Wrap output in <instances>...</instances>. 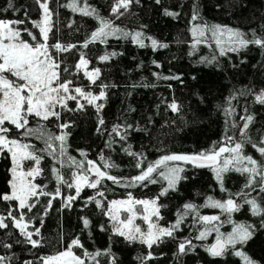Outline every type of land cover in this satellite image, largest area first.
I'll use <instances>...</instances> for the list:
<instances>
[{"label":"snow or ice","instance_id":"6c2138e0","mask_svg":"<svg viewBox=\"0 0 264 264\" xmlns=\"http://www.w3.org/2000/svg\"><path fill=\"white\" fill-rule=\"evenodd\" d=\"M33 2L38 13L36 19L31 17L28 7H17L15 0H7V7L0 8V14L11 10L16 17L6 19L0 16V155L10 160V190L0 193V205H3L0 230H6L9 237L17 234L19 238L15 244L23 243L37 250L35 259L24 260L22 264H103L104 258H107V264H118L119 258L112 251L111 244L104 249L89 251L79 235L65 240L61 234V247L51 254H38V250L45 246L41 229L53 210V202L60 201L57 211L62 212L71 210L78 199H83L81 211L94 204L106 217L108 223H101L99 230L110 232V241L113 236L121 237L129 245L138 243L147 249L135 257L137 264H150L158 259L153 252L154 246L159 247L168 241L176 245L173 256L177 264H183L182 257L195 252L197 247L203 248L212 258L234 255L240 258L241 264H258L244 250V245L257 230V224L235 221L233 214L247 207L251 216L259 218L258 226L264 228V131L254 137L255 115L246 105L242 109L244 114H239L233 101L252 97L253 103L264 106V87L257 89L249 84L229 92L224 104L217 106L225 117L223 135L208 148L191 153L158 149L162 154L149 160L144 151H134L128 143L133 131L149 134L148 126L126 120H118L110 128L106 126L102 113L108 100V89L116 85L102 81L101 68L93 66L92 59L84 51L90 45H107L110 39H130L139 48L151 47L153 51L169 48L167 42L148 36L142 30L128 31L116 23L131 13L132 7L139 5L140 0H112L107 16L89 0H66L58 4V7L97 22L82 41L76 42L63 41L57 35L60 32L59 12L50 7L52 0ZM155 2L160 4L162 0ZM164 15L178 19L181 12L165 8ZM74 24L73 20L66 26L72 28ZM145 27L141 26L142 29ZM188 34L189 39L182 43L188 45L189 56L197 55L201 47L210 50L209 55L199 56V64L219 66L220 58L231 60L230 54L239 56L251 47L258 48L264 56V23L245 31L229 24L209 22L202 16L198 0H192ZM73 53L78 59L69 64L66 56ZM117 55L120 53L105 51L97 59L103 63ZM246 62V59H240L241 64ZM152 63L157 68L162 67L155 60ZM258 63L264 68V62ZM153 76L158 80H181L179 75L154 72ZM93 87L99 90L93 91ZM130 87L156 85L140 82ZM162 102L166 110L174 114L181 112V105L175 99ZM89 107L96 113L95 132L105 140L97 159L89 158L84 149H76L77 155L70 152L74 121L64 118L67 114L83 113ZM128 111L134 112L135 108L129 107ZM152 122L148 117V124ZM117 145L135 161L136 175L113 174L112 170L120 166L106 155V150L115 151ZM249 145L258 156L246 151ZM46 160L51 161L47 169L43 167ZM186 165L209 169L219 191L225 196L220 199L208 194L202 204L185 202L177 210L174 221L162 224L161 209L166 205L160 200L177 191L181 181L187 179L183 175ZM230 173L243 179L235 191L226 187V177ZM40 179L48 182H38ZM105 181L125 189L157 184L161 188L150 198H137L132 191H127L124 198L109 200ZM50 184L53 187L50 188ZM85 189L94 190V194L82 198ZM202 209L218 212L202 214ZM189 217L191 223L187 224ZM81 222L83 229L89 230L91 235V220L83 216ZM226 224L231 225V230L221 231ZM184 227L192 231L181 236ZM213 234V242L203 243ZM13 246V243L0 239V248L11 252ZM15 260L14 253L0 254V264H14Z\"/></svg>","mask_w":264,"mask_h":264},{"label":"trees","instance_id":"16d2710c","mask_svg":"<svg viewBox=\"0 0 264 264\" xmlns=\"http://www.w3.org/2000/svg\"><path fill=\"white\" fill-rule=\"evenodd\" d=\"M65 2L66 0H52L50 4L51 8L59 12L60 32L57 35L66 42L82 41L85 35L96 27L97 22L90 17L77 15L70 9L58 7V4ZM198 2L202 16L209 22L229 24L245 31L249 28H257L264 23V0H198ZM89 3L98 8L102 15L107 16L112 0H89ZM15 4L17 7H28L33 19L38 17L33 0H15ZM191 4L192 0H162L160 4H157L155 0H140L139 5L132 7L131 13L116 20L118 25L128 31L142 30L148 36L167 42L170 45L167 49L153 51L151 47L139 48L130 39H110L107 45H90L89 49L84 50L92 59L93 66L101 68L102 81L116 85L108 89V100L102 113L106 126L110 128L118 120L148 126L149 134L133 131L128 143L133 146L134 151H144L149 160H155L162 154V151L158 149L191 153L208 148L213 142L220 140L223 135L225 117L217 106L224 104L229 92L233 88L249 84L255 85L257 89L264 87V68H260L258 63L264 62V56L258 48L251 47L239 56L230 54L231 60L222 57L219 66L197 63L199 56L210 54L207 48L201 47L195 56L188 55L189 47L182 41L189 39L188 22ZM180 5L183 7L181 8ZM4 7H7V0H0V8ZM165 8L180 11L181 16L178 19L166 16L164 15ZM0 16L6 19L16 18L11 10ZM20 16L22 17V13ZM73 20L75 24L72 28H68L66 25ZM142 25L146 27L142 29ZM76 28H79V31H76ZM145 43L150 42L145 41ZM105 51H116L120 55L111 58L108 62H99L97 57ZM241 58L246 59L247 62L241 64ZM76 59L78 56L75 53L66 56L69 64H73ZM153 60L159 62L162 67L157 68L152 63ZM233 64L239 66L232 67ZM254 65L256 67H253ZM154 72L168 76L179 75L183 82L181 83V80H158L153 76ZM140 82L155 84L156 87H130ZM83 83L86 85L87 81ZM98 90L93 87V91ZM173 99L181 105L179 114L166 110L165 103L162 102H170ZM233 103L237 105L239 114H244L242 109L246 105L255 115V122L252 126L254 137L264 131V106L253 103L252 97L240 98ZM157 105L160 107L157 108ZM129 107L135 108V111L129 112ZM148 117L152 118V124H148ZM64 118L74 121L69 141L70 152L77 155L76 149H84L89 153V158L97 159L100 151L104 149L105 140L95 132L97 121L95 110L89 107L83 113L67 114ZM246 151L258 156L250 145L246 146ZM106 155H110L120 166L112 170L113 174L126 177L137 174V169L133 167L135 161L124 154L119 145L116 146L115 151L106 150ZM50 163L51 161L46 160L43 167L47 169ZM185 168L183 175L187 179L181 181L177 191L170 192L160 200V203L166 205L161 209V215L164 217L162 224L174 221L177 210L185 202L202 204L208 194L220 199L225 196L219 191L213 173L209 169L195 168L191 165H186ZM9 179L10 160L0 155V193L10 190ZM38 182L48 181L40 179ZM242 182L243 179L235 173L228 174L225 181L226 187L233 191L238 189ZM105 184L108 187L109 200L124 198L127 191H132L137 198H150L157 195L161 188L160 184L133 189L116 187L110 181H105ZM49 187L53 185L50 184ZM93 194L94 190L85 189L81 197L86 198ZM82 206L83 199H78L71 210L65 209L60 212L57 211L60 208V201L53 202V210L45 218L41 229L45 237V246L38 250V254H51L61 247L59 244L61 234L65 240L79 235L89 251L97 248L104 249L111 244L112 251L119 258L118 264H137L135 257L145 253L147 249L138 243L129 245L121 237L113 236L110 241L111 233L99 230L101 223H108L106 217L94 204H90L81 211ZM2 208L3 205H0V209ZM216 212L218 210L202 209V214ZM83 216L91 220V235H89V230L83 229L81 222ZM233 220L257 224V230L244 245V250L258 264H264V228L258 226L259 218L251 216L245 207L241 212L233 214ZM186 223H191V217ZM230 230L231 225L228 224L221 228L223 232ZM190 231L192 230L189 227H184V231L179 235L186 236ZM18 238L17 234L9 237L6 235V230H0V239L14 245L11 252L0 248V254L14 253L16 257L14 264H22L24 260L35 259L34 253H37V250L23 243L15 244ZM213 241L214 234L203 243ZM175 251L176 245L172 241L159 247L154 246L153 252L158 259L151 261L150 264H177L173 256ZM182 262L183 264H241L240 258L234 255L212 258L201 247L183 256ZM103 264H107V258H104Z\"/></svg>","mask_w":264,"mask_h":264},{"label":"rangeland","instance_id":"374dc122","mask_svg":"<svg viewBox=\"0 0 264 264\" xmlns=\"http://www.w3.org/2000/svg\"><path fill=\"white\" fill-rule=\"evenodd\" d=\"M137 223H141L142 224V221H137Z\"/></svg>","mask_w":264,"mask_h":264}]
</instances>
